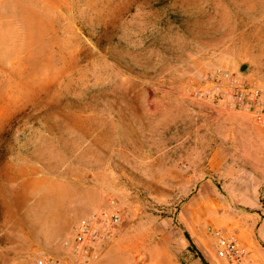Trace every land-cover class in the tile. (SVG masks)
Masks as SVG:
<instances>
[{
  "label": "rangeland",
  "instance_id": "obj_1",
  "mask_svg": "<svg viewBox=\"0 0 264 264\" xmlns=\"http://www.w3.org/2000/svg\"><path fill=\"white\" fill-rule=\"evenodd\" d=\"M218 67L264 91V0H0V264L99 207L121 224L89 264H213L206 205L263 219L264 125L194 93Z\"/></svg>",
  "mask_w": 264,
  "mask_h": 264
},
{
  "label": "built area",
  "instance_id": "obj_2",
  "mask_svg": "<svg viewBox=\"0 0 264 264\" xmlns=\"http://www.w3.org/2000/svg\"><path fill=\"white\" fill-rule=\"evenodd\" d=\"M194 93L213 103L224 104L226 109L247 111L256 124L264 125V91L256 80H246L223 68L207 72ZM121 215L114 208L99 207L86 215L75 228L73 238L61 254L45 253L37 264H89L99 249L119 232ZM215 239L218 257L230 264H253L247 250L236 235L224 233L214 226L208 227Z\"/></svg>",
  "mask_w": 264,
  "mask_h": 264
},
{
  "label": "crops",
  "instance_id": "obj_3",
  "mask_svg": "<svg viewBox=\"0 0 264 264\" xmlns=\"http://www.w3.org/2000/svg\"><path fill=\"white\" fill-rule=\"evenodd\" d=\"M188 137L191 138V135H189ZM175 146H177V144ZM180 146H182V144ZM195 148L196 147L193 144V142H189L188 144H183L182 146V149L190 152H192ZM211 209H212L211 207L206 205L207 215L205 216L204 222L206 223L211 220L215 224H217L218 228L221 229L224 233L230 235H236L247 250V258L252 260L253 264H264V242L260 239L257 232L259 225L262 222H264V217L263 219H260L259 218L260 214L257 212L254 215L253 214L249 216L246 215L240 220L232 219L230 217L231 226L228 227L227 223L223 222L220 218H208L209 213L207 212ZM193 232L196 234L197 230H194ZM215 254L213 253V255L210 257L211 263L224 264L217 258L218 257L217 254L216 255ZM227 264L229 263L227 262Z\"/></svg>",
  "mask_w": 264,
  "mask_h": 264
},
{
  "label": "water",
  "instance_id": "obj_4",
  "mask_svg": "<svg viewBox=\"0 0 264 264\" xmlns=\"http://www.w3.org/2000/svg\"><path fill=\"white\" fill-rule=\"evenodd\" d=\"M246 66V63H242L240 68L243 69Z\"/></svg>",
  "mask_w": 264,
  "mask_h": 264
},
{
  "label": "trees",
  "instance_id": "obj_5",
  "mask_svg": "<svg viewBox=\"0 0 264 264\" xmlns=\"http://www.w3.org/2000/svg\"><path fill=\"white\" fill-rule=\"evenodd\" d=\"M186 235H187V237L190 239V236H189V234H188V233H186Z\"/></svg>",
  "mask_w": 264,
  "mask_h": 264
}]
</instances>
